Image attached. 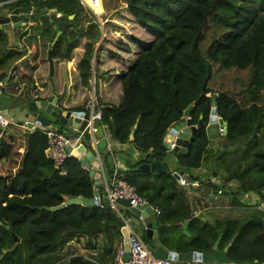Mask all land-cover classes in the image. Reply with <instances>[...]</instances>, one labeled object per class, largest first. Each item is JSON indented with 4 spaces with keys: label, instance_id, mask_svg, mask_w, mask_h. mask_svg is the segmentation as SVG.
<instances>
[{
    "label": "trees",
    "instance_id": "obj_1",
    "mask_svg": "<svg viewBox=\"0 0 264 264\" xmlns=\"http://www.w3.org/2000/svg\"><path fill=\"white\" fill-rule=\"evenodd\" d=\"M6 1L10 0L0 3ZM6 5L24 7L25 13L33 8V18L40 10L51 8L61 15H74L66 21L53 46L56 32L30 43L29 56L13 68L20 80H32L43 62L70 58L73 49L79 47L80 38L86 36L79 74L82 85L89 86L91 60L100 31L95 15L80 0H13ZM100 5L106 15L101 20L104 24L125 8L133 23L150 37L148 41L132 38L139 49L134 62L121 71V102L103 103L97 97L103 106L101 123L111 139L130 144L140 152L138 159H128L127 167L118 176L134 186L140 196L162 208L157 223L164 242L173 239L176 245L195 246L201 238H193L189 243L185 236H177L176 222L168 235L165 233V224L173 219L174 212L170 210H176L168 205L170 200H185L172 173L146 174L139 165L148 152L157 159L165 157L164 136L184 118L183 112L189 105L193 104L189 114L193 124L200 115L206 123L214 97L216 113L226 122L225 144L217 149L215 158L219 168L229 174L224 181L237 182L233 194L254 192L264 202V0H101ZM83 22H87L85 29L81 28ZM208 31L210 40L203 53L201 46ZM6 41V34L0 29V48ZM116 43L129 51L124 40L118 39ZM112 53L113 50L109 52L110 58L115 56ZM100 54L99 48L96 60ZM3 55L0 52V67L17 53L8 51ZM214 65L220 69H248V82L238 92L228 88L217 92L210 88ZM5 76L0 73V82ZM83 143L91 150L88 140ZM47 145L42 131L26 132L21 121L9 124L0 136V264H92L86 260L66 263V257L54 251L74 235L107 233L111 228L120 233L121 219L107 204L69 205L56 211L39 209L58 206L69 197L92 199L97 192L90 167L83 168L75 156L67 157L56 167L45 154ZM103 149L102 168L111 174L114 166L106 147ZM211 149L204 130H195L186 152L178 155L176 168H199ZM213 186L215 192L221 190L218 185ZM175 212L176 218H187L190 213L188 207L181 216ZM228 229L224 233L226 241L237 234L227 252L229 262L264 264L262 220H235L229 222ZM199 234L208 237L210 231L202 227ZM13 236L17 237L16 247ZM215 237L213 234L212 238ZM196 249L193 251H202Z\"/></svg>",
    "mask_w": 264,
    "mask_h": 264
},
{
    "label": "crops",
    "instance_id": "obj_2",
    "mask_svg": "<svg viewBox=\"0 0 264 264\" xmlns=\"http://www.w3.org/2000/svg\"><path fill=\"white\" fill-rule=\"evenodd\" d=\"M94 1V4L92 3ZM82 2L88 5L94 13L101 14V0H82ZM101 6V8H100ZM13 7L5 5L0 8V16L7 14ZM21 12H26V8L21 7ZM99 14V15H100ZM57 15L58 14L57 12ZM115 16V17H114ZM109 20L112 22V26L118 24L119 29L124 28L128 30V33H137L140 36L141 40L148 41L150 39L149 35H147L144 31L139 29V27L133 23L131 16L128 14V11H121L119 14H115ZM118 16H123L122 18L126 21L125 24L121 22ZM103 23V22H102ZM105 24L103 23L102 26H99L100 36L98 40V44L94 45L93 51V58L94 64L91 60V79L89 82V86H83L80 80L79 74V67L80 62L82 59V55L84 52V44L86 43L87 39L86 36L80 38V45L79 47L73 49L71 57L68 59L61 60L59 58L51 59L52 63V74L51 77L53 79L54 87L56 95L58 96V105L65 111H82L83 110V101L85 96L89 93V91L94 88L95 96L98 97L99 101L103 103H110L114 105H118L122 99V90H121V71L125 70L128 65L134 62V59H127L126 55H120L115 53L114 58L106 57L101 53L99 56V60H96V52L97 50L103 49L101 52H106V50L111 51L113 50L112 45L110 44L111 34L113 38H115V33L112 32L111 28L105 29ZM49 26V27H46ZM111 26V27H112ZM122 26V27H121ZM87 27V22H83L81 24V28L85 29ZM74 30L76 28H73ZM7 37V41L5 46L0 48L1 55L4 56L8 51H14L17 55L7 60V62L0 67V73H5L6 76L3 79L4 82L1 87V93H3V88H9L8 81L10 79H14L15 87H17V94L18 97L20 96L19 100H11L12 101H24V100H39V98H46L53 92V85L49 80L50 77V60L43 62L39 65L37 70L33 74V79L30 81H22L20 80L16 73L14 72V66L23 60L24 58L28 57L31 52L30 43L33 40L40 39L43 35L47 37L52 35L56 32V26L53 25H42L39 20V14L36 17H32L29 23V26L26 28H14L12 26L1 29ZM64 31V30H63ZM84 33V32H83ZM106 37V38H105ZM135 56V55H134ZM92 58V59H93ZM97 63V71L95 76V65ZM98 77V78H97ZM97 78V79H96ZM96 81L100 83L99 92H96L95 84ZM218 90V89H217ZM219 91V90H218ZM4 94H8L10 97V93L6 92ZM38 97V98H37ZM264 100V94H263ZM11 115L14 117L15 121H22L23 119H29L31 116L27 114L26 109L24 106H21L18 109H15V113L10 112ZM184 117L182 120H185ZM181 120V121H182ZM52 127H55L51 125ZM103 130V138L105 139V146L108 154V159L110 158L114 170L111 174H107L104 171L107 179H110L112 175H119L121 173V169H125V163L138 159L140 152L135 149L130 144H121L119 142L114 141L111 139L108 130L105 126H101ZM223 127V126H222ZM57 129H62L69 131V126L65 125L63 127H55ZM171 128V127H170ZM223 137L225 136L222 135ZM165 137V136H164ZM217 141V140H216ZM225 142V141H224ZM164 143V141H163ZM218 144V143H217ZM216 144V145H217ZM225 144V143H224ZM188 146V145H187ZM228 147H233L232 145ZM103 148H98V155L101 163L104 160L103 152L105 151ZM212 148V147H210ZM166 149V148H165ZM218 149H222V146ZM87 150V149H86ZM92 152L94 153L93 149L91 148ZM90 150V151H91ZM151 153V152H148ZM147 153V154H148ZM132 155V158L129 155ZM145 154V155H147ZM218 155V150L214 151L212 148L205 154V158H203L202 164L199 168L195 170H183L177 169V157L178 155L174 152L168 151L166 149L165 157L161 159H157L156 157H145L141 164L150 163L152 161H159L165 167V172H170L172 175L174 173H179L183 171L182 175H179L178 178H175L177 182V187L181 190L185 195V200L182 202L179 199H171L169 206H175L176 210H170L173 213V219L169 220L165 227V233L168 235L171 226L175 225V222L178 225V228H174V232H176L177 236L183 235L185 236L187 242L190 243V240L193 238H201L198 244L194 245H187L183 243H179L176 245L175 240L173 239H166L164 242L161 239L159 234V226L157 223V230H158V241L155 242L145 234V225L143 223L136 224V217L135 215L129 210L128 207L120 205L118 209H114L117 213L119 218L121 219V227L124 225V220H128V225L130 228L140 237L144 245L153 252L154 248L156 247L157 243H159L166 251H172L176 253H185L187 251H193L194 248L196 250H202L199 252L209 251L213 243L218 240V237L221 235L219 242H218V250H223L226 245H228L233 238L229 241L225 240L227 234L228 224L232 221H247L249 219H260L264 222V208L262 204L264 202L261 201L259 195L254 192H241L238 194H233V190L237 187V182L232 181H224L227 178L226 172H223L221 168H219L218 163L216 162L215 158ZM213 159L211 161V165L208 167L205 165L206 159ZM130 161V162H131ZM229 162V157L227 159ZM140 164V165H141ZM139 165V166H140ZM89 167L94 169V178L95 184H101L102 182V173L101 169L98 165L97 160L95 159ZM140 169V168H139ZM141 170V169H140ZM146 174L155 175L160 172H145ZM179 177H183L187 184L181 185L178 181ZM218 185L221 189V194H217L214 191V186ZM97 188V187H96ZM100 189V188H98ZM142 197V196H141ZM144 198V197H142ZM67 199V198H66ZM145 199V198H144ZM146 200V199H145ZM147 201V200H146ZM247 202L248 204H246ZM177 203H182L183 205H178ZM147 205L153 207L154 212L155 209L159 211L156 214L157 222L159 218L162 216V208L159 207V204H153L147 201ZM186 207L190 211L189 216L187 218L181 217L176 218L178 215L175 214V211H178L179 216L182 215L186 211ZM113 209V208H112ZM255 209L256 211L260 212L259 215L251 216L250 218L246 217V213L249 210ZM247 211V212H246ZM262 214V216H261ZM177 220V221H176ZM186 222L185 227L183 224ZM194 221V223H192ZM221 223V224H220ZM202 227H205L206 231H210V236H201L199 231ZM223 227V228H222ZM119 229V230H120ZM172 234V233H171ZM215 234V238H212V235ZM165 235V237H166ZM172 235H170L171 238ZM235 236V237H236ZM185 240V241H186ZM122 235L117 232L116 229L111 228L107 233L100 232L92 234L91 236L86 235H74L67 239V241L55 249V253L63 255L66 259H70L73 256H80L82 260L76 261H83L86 260L91 262L92 264H113V257L116 248L120 243H122ZM210 244V245H209ZM185 245V246H184ZM209 245V249L208 246ZM203 248V249H202ZM207 248V249H206ZM154 254V253H153ZM227 255V254H226ZM219 264H235L233 262L227 263H219ZM249 264H256V263H249Z\"/></svg>",
    "mask_w": 264,
    "mask_h": 264
},
{
    "label": "water",
    "instance_id": "obj_3",
    "mask_svg": "<svg viewBox=\"0 0 264 264\" xmlns=\"http://www.w3.org/2000/svg\"><path fill=\"white\" fill-rule=\"evenodd\" d=\"M13 0L3 2L1 4L10 3ZM82 2V0H80ZM82 4L87 7L83 2ZM88 8V7H87ZM94 15L98 16L96 13H94L90 8H88ZM30 16H28L25 12H21V7L15 6L13 7L7 14L0 16V29H4L7 27H14V28H26L29 26V23L31 21ZM74 18L73 14H70L68 16L65 15H57V9L51 8V9H42L39 11V20L42 25H55L56 26V33L51 41V46L55 44V42L59 39L61 34L63 33L65 23L67 20H72ZM100 20V19H99ZM101 21V20H100ZM102 25V22H101ZM98 44V43H97ZM92 62L94 64V58L92 59ZM93 70V68H92ZM52 74V63L50 59V77L49 80L52 83L53 92L51 95H49L46 98H42L39 100H24V101H12L8 94L1 93V87L4 82H0V110L6 111L9 114L10 112H13V110L20 108L21 106H24L26 109L27 114H31L32 116H35V118L42 124L46 126L53 125L55 123L77 127L78 129L82 130L88 119V115L84 113V111H65L61 108V106L58 105V96L55 92V87L53 83V79L51 77ZM215 98L213 97L211 99V110L208 116V120L205 123L202 119V115H200V118L196 124H193L189 114L190 111L193 108V104L189 105L183 112L184 117H186L185 120L179 121L176 124H174L171 128L168 129L167 133L164 137V143L163 146L166 149H169L170 144L174 143L173 150L171 152H174L177 155L184 154L187 150V145L189 143V140L192 137V133L195 130L203 129L206 137L208 139V146L213 147L217 144V138L220 136L219 134V126H223L224 133L226 134V122L223 121V119L217 115L216 108H215ZM28 125H31V122L28 123ZM136 125L134 126V128ZM133 131L130 135V140L133 139ZM95 135L99 139L97 143L98 148H103L105 146V139L103 138V130L101 126H97V130L95 132ZM72 154L75 157H78L80 162L86 166L89 167V165L95 160V154L90 151L86 150V147L83 143H79L76 145L75 148L72 149ZM153 157L152 153H148L145 155V157ZM139 168L145 172H165V167L162 165L159 161H152L150 163H144L139 166ZM94 169H90V175L94 176ZM183 171H180L178 174L174 173L173 176L175 178H178L179 175H182ZM52 176V173L48 176L50 178ZM97 188L100 187V184L95 185ZM104 202H107V199L104 198ZM116 202L119 205H123L129 208V210L135 215L136 217V224L143 223L145 225V234L149 238H151L153 241H158V230H157V219L156 214L154 212V209L152 206L143 204V205H137L135 207L130 206V202L128 199L124 198H118ZM69 205H88V206H94L92 199H82L81 197H69L65 200V202L61 203L58 206L50 208L49 206H41L39 209H45V210H59L63 209L66 206ZM264 208V204H262ZM187 221L183 224V227H185ZM6 228H8L6 226ZM121 235H122V244L126 252V259L128 258V251H129V232L125 225H123L120 229ZM236 235L233 236L230 243L224 247L223 250H218V242L221 237V235L218 237V240H216L211 250L199 252V251H187L185 253H176L172 251H166L159 243H157L156 247L153 250L154 255L164 258H169L172 260H179V261H201V262H212L215 261L217 263H227V252L231 246V244L234 241ZM13 240L15 241L14 247L17 245V237L13 236ZM76 260H82V257L80 256H73L70 259L66 260V263L76 261Z\"/></svg>",
    "mask_w": 264,
    "mask_h": 264
},
{
    "label": "built area",
    "instance_id": "obj_4",
    "mask_svg": "<svg viewBox=\"0 0 264 264\" xmlns=\"http://www.w3.org/2000/svg\"><path fill=\"white\" fill-rule=\"evenodd\" d=\"M6 4L9 3H0V8L5 6ZM26 14L32 17L34 14V9L30 8ZM102 107L103 106L95 96L94 88H92V93L88 95L83 104L82 111H84V113L88 115V119L85 127L82 130L78 129L77 127L69 126V131H66L57 129L55 127H52L51 125H42L35 118V116L29 119H23L21 121V126L26 130V132H32L36 129H39L46 135L48 145L45 149V154L54 162L56 167L61 165L64 159H66L67 157L73 156L72 149L75 148L77 144L83 143L84 140H88L91 148L93 149V151H95V159L97 160L102 173V182L99 187L101 190L95 188L97 192L92 198L94 206L103 207L105 204H107L110 208L118 209V207L120 206L116 202L118 198L128 199L131 207L147 204V201L137 193L134 186L130 185L117 175H112L110 179H107L106 175L104 174L102 163L98 155L97 143L99 139L95 135L97 126H103L101 123ZM15 122L17 121L14 120V117L11 114L6 111L0 110V136L9 124ZM29 122H31L30 126L28 125ZM218 130L220 136L225 134L224 128L222 126H219ZM173 147L174 143H171L169 149L167 150L172 151ZM82 166L85 169L89 168L84 164H82ZM178 181L181 185L187 184L186 180L183 177H179ZM217 194H221V191H217ZM104 198L107 199L106 203L104 202ZM155 213H159V211L155 209ZM123 220L124 225L127 227L129 232L128 258L126 259L125 249L123 247V244L120 243L115 250L113 264H219L215 261H179L156 256L144 245L140 237L130 228V226L128 225V220Z\"/></svg>",
    "mask_w": 264,
    "mask_h": 264
},
{
    "label": "rangeland",
    "instance_id": "obj_5",
    "mask_svg": "<svg viewBox=\"0 0 264 264\" xmlns=\"http://www.w3.org/2000/svg\"><path fill=\"white\" fill-rule=\"evenodd\" d=\"M92 3L94 4V1H92ZM85 5L88 7V5L85 3ZM121 11H126V9L125 8H121L118 12H116V13H114L112 16H110V17H113L115 14H119V12H121ZM100 13H98L97 15L98 16H96L95 15V17H96V22L98 23V26H102L101 25V22L102 21H100V20H102V18H105L106 17V15H103L102 14V12H101V14L99 15ZM109 17V18H110ZM115 17V16H114ZM119 17V19L121 20V22L123 23V24H125L126 23V21L121 17V16H118ZM100 19V20H99ZM111 20H109L108 18L105 20V29H107V28H111V30H112V32L113 33H115V35H116V38H113V35L111 34V39H110V41H108V42H110V44L112 45V49H113V53H112V56H114L115 55V53H117V54H120V55H126V57H127V59H129V58H131V59H134V55H136V53H137V51H138V49H139V47H138V45L137 44H134V43H132V38H136V39H140V36L137 34V33H128L129 31L128 30H126V29H124V28H121V29H119V26H118V24H116V25H114V26H112V22H110ZM103 24V23H102ZM112 26V27H111ZM122 27V26H121ZM106 38V37H105ZM118 39H121L122 41L124 40V42L126 43H128L129 45V51H127V50H124V49H122L121 48V46H119L116 42H117V40ZM209 40H210V33H209V31L206 33V35H205V39H204V42H203V45L201 46V48H202V50H203V53H205V46H206V44H208V42H209ZM205 47V48H204ZM103 49H100V53H103V55L104 56H106L107 58L109 57V52L110 51H108V50H106V52L104 53V52H101ZM101 55V54H100ZM97 62H98V60H97ZM95 68H96V70H97V63H96V65H95ZM248 74H249V70L248 69H237V68H234V67H228V68H223V69H220L219 67H218V65H214L213 66V77H212V79H211V81H210V88L211 89H215L217 92H219L218 90H223V89H230V90H232V91H234V92H238V90L245 84L246 85V83L248 82ZM98 78V77H97ZM96 78V79H97ZM248 78V79H247ZM15 81H14V79H10L9 81H8V86H9V88H3L2 89V91H3V93H6V92H8V93H10L11 95H10V98L12 99V100H19L20 99V96L18 97V95L16 96V94H17V87H15ZM99 86H100V83H98L97 81H96V84H95V89H96V92L98 93L99 92ZM218 89V90H217ZM231 91V92H232ZM90 93H92V89L89 91V93L85 96V98H84V101H83V104H84V102H85V100L87 99V97H88V95L90 94ZM94 93H95V91H94ZM82 104V105H83ZM13 113H15V110H13ZM53 126H55V127H63V126H65V125H63V124H59V123H55V124H53ZM225 141V138L223 137V136H219L218 138H217V145L216 146H213L212 148H214V151H217V149L219 148V147H221V146H223L224 145V142ZM84 142H86V140H84ZM228 146V145H227ZM234 147H235V145H234ZM232 148V147H231ZM213 159H206V161H205V165L206 166H210L211 165V161H212ZM246 204H248L247 202H245ZM262 211H264V210H262ZM247 212V211H246ZM255 216V215H259L260 216V212L259 211H256L255 209H253V210H249L247 213H246V217H248V218H250L251 216ZM261 216H262V214H261ZM262 217H264V214H263V216Z\"/></svg>",
    "mask_w": 264,
    "mask_h": 264
}]
</instances>
